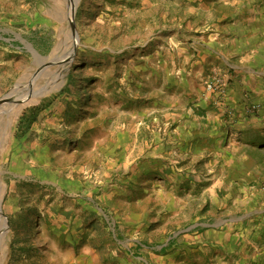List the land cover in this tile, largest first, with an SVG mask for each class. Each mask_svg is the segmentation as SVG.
Segmentation results:
<instances>
[{
  "label": "rangeland",
  "instance_id": "374dc122",
  "mask_svg": "<svg viewBox=\"0 0 264 264\" xmlns=\"http://www.w3.org/2000/svg\"><path fill=\"white\" fill-rule=\"evenodd\" d=\"M58 72L0 125V264H264V0H0V107Z\"/></svg>",
  "mask_w": 264,
  "mask_h": 264
},
{
  "label": "bare ground",
  "instance_id": "6f19581e",
  "mask_svg": "<svg viewBox=\"0 0 264 264\" xmlns=\"http://www.w3.org/2000/svg\"><path fill=\"white\" fill-rule=\"evenodd\" d=\"M74 6H70L71 17L73 15ZM63 37H65V35ZM75 40L77 42V37ZM57 52H58V50L56 51L52 62H54L56 60L61 61V59H59L60 56L58 57V55H57ZM70 55H71V53H70ZM63 78H64V74L62 72H58L56 74H53L52 77L49 79V81H47V83L45 85H42V86L37 85L38 77H35L31 80V82L28 86L20 85L17 88H15L6 98L8 100L10 99L12 101L14 99H16V103H13V104L11 103L9 105H5V106L0 107V125L2 123L6 122L8 127H10L13 119L18 115V113L20 112L22 107H24L27 104L34 102L35 100H37L40 97L44 96L45 94L53 91L54 89H56V88L58 89V84L60 85V83L62 82L61 80H63ZM4 190H5V185H3L2 180L0 179V249H2L4 247L5 235H6L5 232H6V229L8 227V224H9V223H7L6 219L3 218L2 212H1V201L3 200Z\"/></svg>",
  "mask_w": 264,
  "mask_h": 264
},
{
  "label": "crops",
  "instance_id": "0c3cea01",
  "mask_svg": "<svg viewBox=\"0 0 264 264\" xmlns=\"http://www.w3.org/2000/svg\"><path fill=\"white\" fill-rule=\"evenodd\" d=\"M227 65H228V63H227ZM245 86H246V83H245ZM240 89H241L240 85H238V83H235V86L233 88L228 89L227 97H226L225 101H226V105L231 106V107L234 106L235 109L237 108L238 110L242 111V109H243V101H242L243 97H240V93H241ZM203 114L205 115L206 113H203ZM243 114L244 113H239V116L242 117ZM203 121L205 122L204 125L202 124L203 127L207 126V125H217L218 123L222 124V122H223V126H225V122H224L225 116H224L223 108L222 107H215L214 109H212L210 112H208L206 114L205 118L203 117ZM201 128L202 127L200 126L198 129H201ZM200 135L202 137H204L206 135V141H211V139H212L211 135L206 134V133L204 134V133H202V131H201ZM225 232L227 233V229L225 230ZM221 249H224V247H221Z\"/></svg>",
  "mask_w": 264,
  "mask_h": 264
},
{
  "label": "trees",
  "instance_id": "16d2710c",
  "mask_svg": "<svg viewBox=\"0 0 264 264\" xmlns=\"http://www.w3.org/2000/svg\"><path fill=\"white\" fill-rule=\"evenodd\" d=\"M43 104L36 106L28 111V113L23 116L19 123L18 133L24 135L32 127V125L37 121L39 114L45 109Z\"/></svg>",
  "mask_w": 264,
  "mask_h": 264
}]
</instances>
